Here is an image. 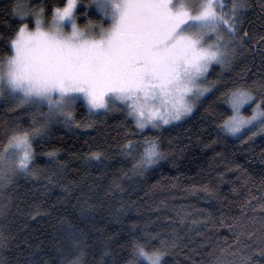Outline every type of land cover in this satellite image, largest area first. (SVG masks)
Listing matches in <instances>:
<instances>
[{
	"label": "trees",
	"instance_id": "16d2710c",
	"mask_svg": "<svg viewBox=\"0 0 264 264\" xmlns=\"http://www.w3.org/2000/svg\"><path fill=\"white\" fill-rule=\"evenodd\" d=\"M25 1L48 19L67 3ZM79 1L80 22L99 20ZM15 4L0 0V59L23 23ZM227 5L230 58L182 122L141 129L125 110L79 103L70 123L37 124L17 99L0 101V159L15 134L32 136L26 167L0 166V264H149L140 251L159 264H264V125L224 131L230 94L264 113V0Z\"/></svg>",
	"mask_w": 264,
	"mask_h": 264
},
{
	"label": "rangeland",
	"instance_id": "374dc122",
	"mask_svg": "<svg viewBox=\"0 0 264 264\" xmlns=\"http://www.w3.org/2000/svg\"><path fill=\"white\" fill-rule=\"evenodd\" d=\"M226 3L89 0L84 11L91 8L100 18L85 16L80 22L79 0H67L49 19L42 6L16 0L23 23L11 54L0 59V101L17 99L37 124L70 123L79 103L91 113L125 110L141 129L182 122L213 90V67L223 68L230 58L232 33L220 29ZM229 96L231 116L224 131L231 136L260 132L264 113L251 105L252 96L243 91ZM31 142L29 133L15 134L0 166L26 167ZM148 146L153 161L154 143ZM138 259L159 264L161 257L140 251Z\"/></svg>",
	"mask_w": 264,
	"mask_h": 264
},
{
	"label": "flooded vegetation",
	"instance_id": "af4514ba",
	"mask_svg": "<svg viewBox=\"0 0 264 264\" xmlns=\"http://www.w3.org/2000/svg\"><path fill=\"white\" fill-rule=\"evenodd\" d=\"M228 2L225 4V6H227Z\"/></svg>",
	"mask_w": 264,
	"mask_h": 264
},
{
	"label": "water",
	"instance_id": "95a60500",
	"mask_svg": "<svg viewBox=\"0 0 264 264\" xmlns=\"http://www.w3.org/2000/svg\"><path fill=\"white\" fill-rule=\"evenodd\" d=\"M225 1H227V2H228L229 0H225Z\"/></svg>",
	"mask_w": 264,
	"mask_h": 264
}]
</instances>
